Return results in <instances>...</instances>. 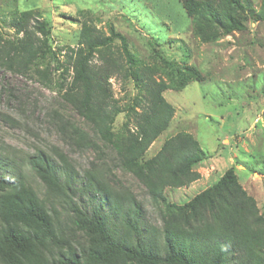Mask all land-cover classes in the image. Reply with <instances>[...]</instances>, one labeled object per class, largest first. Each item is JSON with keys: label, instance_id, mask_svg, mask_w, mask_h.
Returning a JSON list of instances; mask_svg holds the SVG:
<instances>
[{"label": "trees", "instance_id": "1", "mask_svg": "<svg viewBox=\"0 0 264 264\" xmlns=\"http://www.w3.org/2000/svg\"><path fill=\"white\" fill-rule=\"evenodd\" d=\"M182 6L194 33L205 36L210 26L226 34L246 29L252 3L182 0ZM9 17L13 37L0 31V66L20 75L39 73L44 84H56L92 128L87 132L57 112L62 136L78 148L99 149L97 139L109 146L113 165L132 173L158 206L160 223L146 220L136 193L110 181L108 164L106 171L93 168L81 176L60 149L38 148L15 160L17 150L6 146L0 151V264H264V213L234 165L179 203L167 190L199 180L208 153L192 133L179 131L147 156L176 111L165 91L201 80V72L179 66L163 49V63L140 58L112 22L105 31L93 18L81 21L77 45L61 60L52 26L38 11L15 10ZM112 77L136 91L122 105ZM87 194L96 202L92 206L83 202Z\"/></svg>", "mask_w": 264, "mask_h": 264}, {"label": "rangeland", "instance_id": "2", "mask_svg": "<svg viewBox=\"0 0 264 264\" xmlns=\"http://www.w3.org/2000/svg\"><path fill=\"white\" fill-rule=\"evenodd\" d=\"M250 1L246 29L226 34L210 26L206 35L200 36L194 33L182 0H0V31L12 38L10 14L34 9L51 24V42L57 52L62 50V60L67 48L78 43L81 21L93 18L105 31L112 22L142 59L163 63L158 54L163 49L179 66L193 65L202 79L165 91L176 111L147 156L155 154L166 137L190 132L209 158L198 167L201 178L189 187L168 189L169 199L179 203L189 200L234 165L242 185L264 213V0ZM41 77L35 72L20 75L0 66V151L6 146L10 151L16 149V160L38 148L51 153L57 148L68 154L81 176L93 168L106 171L108 164L110 181L136 193L145 207L146 220L160 223L158 206L132 173L113 165L114 153L109 146L97 139L99 149L78 148L62 136L57 112L87 132L92 128L58 93L57 85L49 87ZM58 79L52 74V81ZM110 82L121 105L128 92H136L131 83L125 84L119 77ZM30 180L41 189L39 179L31 176ZM83 202L89 206L96 203L89 194Z\"/></svg>", "mask_w": 264, "mask_h": 264}]
</instances>
